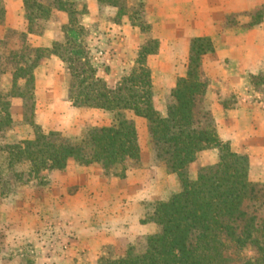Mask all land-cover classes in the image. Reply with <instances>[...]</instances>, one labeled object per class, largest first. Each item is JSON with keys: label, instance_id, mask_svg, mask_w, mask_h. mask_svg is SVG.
Segmentation results:
<instances>
[{"label": "rangeland", "instance_id": "rangeland-1", "mask_svg": "<svg viewBox=\"0 0 264 264\" xmlns=\"http://www.w3.org/2000/svg\"><path fill=\"white\" fill-rule=\"evenodd\" d=\"M13 1L0 0V94L24 89L22 79L13 86V74L23 62L36 58L29 48L47 50L39 53L41 57L33 70L32 96L31 91H25L23 98H7L9 121L4 119V114L0 115V264H90L91 261L106 264L108 260L123 256L128 249L136 254L143 253L147 238L160 231V226L153 220L156 205L181 188L177 175L168 172L157 159L146 118L125 113L136 126L139 158L128 159L108 172L99 164L86 166L73 160L62 170L34 172L30 162L24 158L19 160L15 152L16 145L34 138V126L44 133H59L76 142L89 129L109 126L113 122L114 113L110 111L74 105L70 97L72 77L67 59L75 57V65L82 74L83 71L89 74L93 68L95 77L113 88L133 66L128 63L120 76L108 81L97 72L110 68L108 62L116 40L124 38L122 32L109 31L106 34L110 37L103 36L98 41L91 39L90 34L94 32L81 24L83 2L66 0L72 2L76 11L69 19L70 24L50 26L54 19L60 21L55 9L48 18L35 20L33 32L28 33L24 3L20 0L22 11L16 14L11 11ZM30 1L53 6V0ZM254 1L245 0V5L250 7ZM120 3L124 10L136 9L134 18L140 21L142 32H145L141 33L144 42L155 49L144 12L131 0ZM252 7L242 14H229L223 20L218 17L217 43L210 39L213 49L202 56L200 74L207 86L205 95L196 102V117L201 126L213 127L216 134L218 127L211 108L213 100H219L225 108L231 109L238 107V97H242L229 86L228 81L236 77L220 76L219 68L241 74L247 88L246 101L264 105V85L260 81L264 70L258 74H242L244 66H250L247 62L242 65L236 60L215 61L217 48L248 46L241 32L264 31V0H258ZM93 30L98 33L96 26ZM227 31L240 32L223 37L221 34ZM261 33L255 32L252 38L261 37ZM46 34L53 37L50 46L40 42ZM22 55H25L24 59ZM130 56L133 55L128 53L124 59H130ZM51 74L55 82H44ZM156 84L152 85L153 107L160 117H164L167 105L172 102L171 91L164 94ZM204 152L189 165L190 180L196 179L198 172L206 167ZM129 177L144 182L148 196L167 198L152 200L141 196L132 200L133 196L126 191L140 189L141 183L125 181ZM252 183L257 185L260 193L258 214L264 215V205H260L264 201V181ZM226 254L231 259L230 264H249L255 257V251L250 247L236 249L229 246Z\"/></svg>", "mask_w": 264, "mask_h": 264}, {"label": "trees", "instance_id": "trees-1", "mask_svg": "<svg viewBox=\"0 0 264 264\" xmlns=\"http://www.w3.org/2000/svg\"><path fill=\"white\" fill-rule=\"evenodd\" d=\"M22 1L28 33L33 32L35 20L48 18L55 9L68 13L69 19L76 13L72 2L66 0H53L52 7ZM152 44L155 49L144 45L136 64L113 88L95 77L93 68L89 74H82L75 65L76 58L68 57L74 105L110 111L114 120L109 126L89 129L76 142L34 126V138L15 146L19 160L27 159L34 172L62 170L71 160L86 166L99 164L108 172L128 159L139 158L136 126L125 113L146 118L156 157L168 172L177 175L181 188L156 205L153 220L160 231L147 238L145 251L136 254L128 249L106 264H230L226 254L229 246L252 248L255 257L249 264H264V215L258 214L261 199L257 185L248 180V159L234 153L228 143L220 142L213 127L201 126L196 117V102L206 93L200 68L202 56L213 49L210 39L192 41L187 75L172 89V102L164 117L153 107L151 72L146 65L147 56L157 47L156 42ZM45 50L29 48L36 58L16 67L13 86L22 79L24 89L0 94V115L4 114L5 120L10 119L7 98H23L25 91H31L33 70L41 57L39 53ZM260 81L264 85V75ZM212 146L221 147L218 162L203 167L196 179L190 180L189 165Z\"/></svg>", "mask_w": 264, "mask_h": 264}, {"label": "crops", "instance_id": "crops-1", "mask_svg": "<svg viewBox=\"0 0 264 264\" xmlns=\"http://www.w3.org/2000/svg\"><path fill=\"white\" fill-rule=\"evenodd\" d=\"M82 7V26L94 32L90 38L98 41L103 36L110 37L106 32L121 33L124 38L116 40L113 54L108 62L110 68L99 69L97 75L104 77L106 81L120 76L125 66H134L138 60L142 47L146 45L142 37V25L135 17V8L124 10L121 0H80ZM137 8L145 14V22L148 25L150 38L157 43L156 50L146 58V65L152 73V85H158L160 92L166 94L175 88L177 81L187 75L190 47L196 38H208L213 43L216 41V28L220 26L216 19L221 20L229 14H242L245 10L250 11L258 3L254 1L249 7L245 0H131ZM11 11L16 14L22 11L21 1L14 0ZM126 11V13H125ZM59 20L54 19L50 26L62 27L70 24L68 13L57 10ZM144 16L142 15V18ZM143 20V19H141ZM98 28V33L93 30ZM112 28V29H111ZM111 29V30H110ZM255 30V29H254ZM250 30L246 34H240L246 38L247 47L236 46L235 49L227 46L216 49V62L225 60H236L248 63L242 74H258L264 70V31ZM240 32V31H239ZM239 32H222L223 37H229V33L235 35ZM255 32H262L261 37L252 38ZM46 46H50L53 37L46 34L40 38ZM152 41V42H153ZM245 42L243 44H246ZM132 54L124 59L126 54ZM205 65V61H204ZM220 76L236 77L230 79L229 86L232 92L240 94L238 107L225 108L222 103L213 100L211 104L212 113L217 124V137L222 143H228L231 150L239 155L246 156L249 162L248 180L250 182L264 181V105H255L246 101V85L239 73L234 70H223L219 68ZM44 82H55L51 74ZM156 82V83H155ZM209 94V93H208ZM167 108V107H166ZM166 115V114H165ZM220 131V132H219ZM220 146H212L204 150L205 166L218 162L220 157ZM125 181L140 182V189H129L126 192L134 198H146L164 200L165 198L148 196L144 190V182L129 177ZM143 183V184H142ZM136 192V193H134ZM148 196V197H147ZM143 197V198H144ZM139 200V199H136ZM63 261V260H62ZM65 262V261H64ZM90 264H94L91 261Z\"/></svg>", "mask_w": 264, "mask_h": 264}]
</instances>
